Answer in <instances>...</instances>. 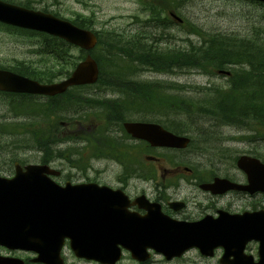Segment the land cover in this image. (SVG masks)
<instances>
[{
    "label": "rangeland",
    "instance_id": "1",
    "mask_svg": "<svg viewBox=\"0 0 264 264\" xmlns=\"http://www.w3.org/2000/svg\"><path fill=\"white\" fill-rule=\"evenodd\" d=\"M15 1L22 4L26 2L25 0ZM30 1H33L32 7L35 10H46L49 11V13L57 12L60 13L61 16L71 20H75L79 16L91 19L93 21L91 26L92 30L101 33L105 31V36L110 32L114 34H124L126 35V39L131 38V35L135 34V28L139 27V24H134V21H138L139 18L141 20L140 29L145 30L143 33H148L147 36L151 38L152 42H154V39L157 42L164 41L163 45L159 44L161 47H179L180 45H184V41L188 38V41H190L189 43L199 48L202 41L207 39L209 35H212V37L220 36L223 39L232 37L235 41L236 39H250L248 36L254 34L253 32L259 28L264 30V7L246 0H186L181 4V7L175 8L178 9V15L184 20L182 24H179L173 19L165 20V14H162L160 15L161 22L159 25H156V27L148 22L150 17L149 14L153 11L156 13L158 9L156 6L159 5V2L166 8V11L172 9L174 4L172 5L169 0H164V2H162V0ZM148 3H153L156 6L153 4L146 5ZM190 28H194L200 35L191 34L188 36L186 31ZM152 33L155 35H152ZM158 34L163 37H160ZM56 50L67 52L72 62L79 63L83 59V53L79 49L73 48L68 50V47L63 46L61 43L55 44L52 40L46 42L44 38L33 37L29 34L0 32V65L8 69L17 64H23L30 66L36 72H47L48 74L53 73L57 74V76L60 75L56 81L63 80L65 73H71L74 68L68 67V64L66 67H58L59 64L65 65V62H60L58 61L59 58H55ZM145 71L146 72L143 74H139L136 77L134 76L135 79L140 82L157 81L158 85L162 83V85H169V87L175 84L182 86L186 85V87H192L193 89L201 88L212 90L226 87V78L224 76L207 74L198 70L173 71L168 74H157L148 70ZM102 87L107 88L104 85H102ZM190 90L193 92V95H196L192 89ZM73 94L85 99H96L99 101L98 105H104L107 101H114L122 98L119 93L113 94L108 89H98L95 86L86 89H75ZM12 99L13 97L11 96L0 95V109H3L0 111V125L20 123L23 127L14 129L13 133L12 130H10L9 134H4L2 133L3 128L0 126V145L4 143L7 145V147H4V151L7 153H2L1 155L10 156L14 153V156L17 158H29L33 162L38 161L40 154L27 150L20 138L31 137L33 131L41 128V124H47L48 122L52 123L53 120H50L48 117H41L43 119L35 116L31 117V119L25 117L23 114L25 110L22 108L23 101L21 102L20 99L16 97H14V112L19 111L18 116L14 115L13 111H6L7 103ZM30 103L35 104L36 100L33 99ZM38 103L42 104L43 101ZM17 105L18 107L16 108ZM41 112L47 114V111ZM101 113L104 112L95 111L93 109L78 111L76 116L71 120L72 122L79 117L81 119H87L89 117L94 119H90L89 122H80L81 124L76 128H71V130L69 129L66 131L75 132V134H77L76 138L81 137L80 134L89 135L94 131V125H96L95 122L93 125L91 122L97 120V118L102 115ZM147 113V111L123 112L126 120L132 121L152 122V120L154 121L157 119L156 117H160V119L167 121L169 124H175L183 122L182 119H185L181 116V114L184 113L182 111L175 114L173 113L174 115L170 114L167 118L161 117L158 114L152 115ZM66 115H60L63 116L61 119L64 123H67L69 120L68 116L70 115ZM104 115L106 116V113ZM121 118L125 119L123 116H121ZM121 118L120 120H118L119 118H117V120L113 119L112 124L110 123L112 125L110 128L112 136L120 140L124 139L117 122H121ZM190 122L194 124V129L202 134L198 145L183 151L156 149V151L153 152L155 153L154 156L160 158L158 164L146 163L143 159H139L149 156L148 154L144 155L142 153L138 154L137 158L134 156L136 161L140 162L143 166L146 164L148 168H150L148 164H151L150 166L159 172H184L186 168L191 170H195L194 168H196V170H198V168L201 167L203 171H209V173L216 172V176L241 179L239 172L234 168L235 160L241 155L251 154L254 148H258L259 152L262 155L264 154V138H260L261 136L257 137V130L253 127V123L250 124L251 127L254 128L252 129L253 131L249 134H245L244 131L242 132L233 127L219 126L213 120L210 121L203 114H196L190 119ZM31 124L33 125L32 127H30ZM30 128H32L33 131H31ZM78 131H80V133ZM52 136H55V134H52ZM249 137H252L251 141L247 140ZM204 140H207V142L210 140L212 143L210 147L211 151L208 148V150L203 148V153L202 151L198 153L196 148H199ZM71 146L73 145H60L58 149L65 150ZM86 154L87 153L82 152L84 159L86 158ZM57 155H59V153ZM133 155L136 154L133 153ZM55 156L56 150L51 153V157ZM62 157V159L57 160L53 165L56 170L63 171L61 182H63V179L70 178L71 176L81 179L83 172L81 170L85 168L87 171L86 176L90 179L95 180L100 177L104 183L108 184L112 183L115 177L118 178L121 175L122 168L115 165L111 160H100V158H97L95 161H92L89 166H86L88 165L87 159L81 162V154L79 151H72V158L75 160V164L67 159L68 154H64ZM171 158L178 164L170 163L169 159ZM6 159H9V157H6ZM3 161V158L0 156V164L3 163ZM132 183L138 188L144 187L145 185L137 180H133ZM0 253L5 254V252L1 250ZM20 256H22V258H34L32 255L25 253ZM64 257L66 264H96L76 259L69 247L64 250ZM127 263L128 261H124L122 264ZM28 264L36 263L29 261Z\"/></svg>",
    "mask_w": 264,
    "mask_h": 264
},
{
    "label": "trees",
    "instance_id": "2",
    "mask_svg": "<svg viewBox=\"0 0 264 264\" xmlns=\"http://www.w3.org/2000/svg\"><path fill=\"white\" fill-rule=\"evenodd\" d=\"M6 1L16 2L15 0ZM25 1L21 5L27 8L32 7L33 1ZM182 2L183 0L173 1V8L181 7ZM156 7H158L156 13L154 11L150 12L148 19V22L155 27L161 22L160 15L165 14V20H169L166 8L160 3ZM74 22L80 28L91 29L93 21L79 16ZM140 27L141 23L138 28H135V34L131 35L129 39H126L124 34L108 32L109 34L105 36V31L97 33L99 44L97 49L93 51L92 56L99 65L101 75L96 86L98 89H108L113 94L119 93L122 98L107 101L104 105H98V100L75 96L73 94L75 90H71L63 96L50 99V102L45 106L47 114L40 111L41 117H48L53 120L52 123L50 122L49 130L42 124L39 130L33 131L30 128L33 131L31 134L32 140L37 149L43 151L45 155H51L52 133L62 129L60 123L63 116L60 115H70L67 124L72 127L74 122L71 120L76 116L78 110L95 107L103 110V114L106 113L104 118L111 124L113 119L117 120L119 118L118 120H120L121 116L125 118L123 115L125 111H147V114H158L164 118H167L171 112L182 111L184 113L181 116L185 118L182 119L183 122L175 123L170 128L179 134H191L194 146L198 145L199 139L202 137L201 132L197 134L196 131H193L194 124L190 122V119L196 114H203L219 126L236 127L237 129L248 128L250 131L256 128L257 137L264 138L263 29L253 32L255 34L248 36L250 39H236L235 41L232 37L223 39L220 36L212 37V35H209L210 38L208 37L209 39L202 41L201 46L198 48L189 43L188 39L184 45L179 47H161L159 44L163 45L164 41L157 42L154 39V42H152L151 38L147 36L148 33H143L145 30L140 29ZM189 30L194 35H200L194 28ZM152 35L155 34L152 33ZM158 35L163 37L160 34ZM53 41L55 44L61 43L70 49L69 45L59 39L54 38ZM55 54V58H59L58 61L65 62V65L59 64L58 67H66L67 64L70 68L76 67L77 62H72L67 52L56 50ZM14 66V72L47 83H53L60 77V75L57 76L53 73L36 72L30 66L23 64ZM226 69L231 70V75L226 81V87L212 90L189 87L196 95H193V92L186 85L175 84L169 87V85H162V83L158 85L157 81L140 82L135 79L140 70L160 74L182 70H198L207 74H216V71ZM69 74V72L65 73V76ZM102 85L107 88L102 87ZM27 107V104L23 103L22 108L26 110ZM33 108L38 109V107ZM25 112H27L25 113L26 117L31 119L33 114L28 111ZM125 119L121 118L120 123L117 121L119 126ZM75 121L78 120L75 119ZM251 123H253L254 128L251 127ZM32 126L31 124L30 127ZM15 127L19 128L23 125ZM119 129L122 131L121 127ZM22 141L27 142V140ZM208 141L211 143L210 140ZM196 149L203 153V149ZM255 150L256 152L259 151L258 148H254V152ZM108 152L114 154L113 151Z\"/></svg>",
    "mask_w": 264,
    "mask_h": 264
},
{
    "label": "water",
    "instance_id": "3",
    "mask_svg": "<svg viewBox=\"0 0 264 264\" xmlns=\"http://www.w3.org/2000/svg\"><path fill=\"white\" fill-rule=\"evenodd\" d=\"M258 1L264 2V0ZM0 22L63 38L84 51H91L97 43L96 36L90 31L76 28L52 15L7 3L0 2ZM99 74L98 64L91 55H88L73 74L59 84L42 85L8 71H0V90L55 96L73 86L94 84L98 81ZM124 126L133 137L146 140L154 147L184 149L190 143L188 138L175 136L158 125L125 124ZM238 166L248 175L251 189L264 190L262 164L257 160L242 157L238 161ZM45 171L47 168L30 166L26 173L19 172L12 181L0 178L1 245L22 250L35 249L41 255L36 262L45 264H62L59 254L64 238L71 239V247L78 258L95 260L102 264H115L121 258L118 245L133 248L134 243L126 238L124 224L113 220V224L108 225L111 224L109 219H101L98 223H94L91 219L94 213L92 196L95 205L98 198L99 210L112 212L113 202L108 192L99 189L97 193L88 194L74 191L69 186L61 188L44 175ZM236 187L227 180L209 186L216 192L224 188ZM256 219L257 217H254L249 221L254 223ZM185 239L181 242L176 237H171L170 240L159 238L154 247L173 254L181 250L182 245H193L189 242L190 238ZM261 240L264 242V239ZM219 244L217 242L211 246ZM145 250V248H135L134 257L142 259ZM0 264H23V262L0 261Z\"/></svg>",
    "mask_w": 264,
    "mask_h": 264
},
{
    "label": "flooded vegetation",
    "instance_id": "4",
    "mask_svg": "<svg viewBox=\"0 0 264 264\" xmlns=\"http://www.w3.org/2000/svg\"><path fill=\"white\" fill-rule=\"evenodd\" d=\"M13 97V99L7 103L6 111H14V94H3ZM47 99L43 100V108ZM3 109H0V111ZM35 111H41L36 109ZM5 160L7 162L0 164V169L3 171V175L12 177L14 175V156ZM13 160V161H10ZM118 165V162H115ZM25 166V165H24ZM120 168H123L119 164ZM152 174V176H151ZM175 174V173H166ZM163 174V175H166ZM191 177L189 181H185V187H176L172 182L174 177L172 176L169 181L166 177L160 173L152 172L148 175L134 173L129 175L124 171H121L120 177L114 181V185L117 189L123 190L131 200L130 212L137 213L141 217H147L149 215V209L146 208L147 201L150 204H158L161 207V211L176 220L186 221L190 223H199L207 217L218 218L220 212H226L231 215L242 214L246 211L256 212L264 210V195L248 196L241 193H229L220 196L205 192L200 188L202 183L212 182L213 179H202L198 181V177L194 172H189ZM137 180L141 182L144 187H137L133 185L132 181ZM158 180H161L160 182ZM146 198L142 205L134 204V202L141 198ZM247 199L243 204L242 200ZM261 246L257 241H252L246 246V254L250 255L255 264L260 260ZM153 253V252H152ZM225 255V251L217 250L213 258H205L201 255L197 249L188 251L182 258L174 259L172 261L161 260L163 263L174 264H221V260ZM233 260V257H231ZM130 264H134L131 260ZM212 261V263H211ZM146 264H154L147 262Z\"/></svg>",
    "mask_w": 264,
    "mask_h": 264
},
{
    "label": "bare ground",
    "instance_id": "5",
    "mask_svg": "<svg viewBox=\"0 0 264 264\" xmlns=\"http://www.w3.org/2000/svg\"><path fill=\"white\" fill-rule=\"evenodd\" d=\"M30 112H31V113H34V111H30ZM171 113L173 114L174 112H171ZM175 113H178V112H175ZM175 113H174V114H175ZM211 145H212L211 143H209V142H207L206 140H204V142L201 143V145H200L199 148H200V149H203V148H204V149H207V148H208V149L210 150V149H211V148H210ZM208 149H207V150H208ZM210 151H211V150H210ZM253 227L256 228L255 225H253Z\"/></svg>",
    "mask_w": 264,
    "mask_h": 264
}]
</instances>
